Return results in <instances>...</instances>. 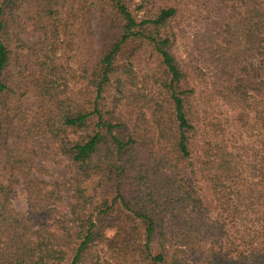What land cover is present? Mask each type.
Returning a JSON list of instances; mask_svg holds the SVG:
<instances>
[{"label": "trees", "instance_id": "trees-1", "mask_svg": "<svg viewBox=\"0 0 264 264\" xmlns=\"http://www.w3.org/2000/svg\"><path fill=\"white\" fill-rule=\"evenodd\" d=\"M0 264H264V0H0Z\"/></svg>", "mask_w": 264, "mask_h": 264}, {"label": "rangeland", "instance_id": "rangeland-1", "mask_svg": "<svg viewBox=\"0 0 264 264\" xmlns=\"http://www.w3.org/2000/svg\"><path fill=\"white\" fill-rule=\"evenodd\" d=\"M25 103L29 107L34 106L33 101L29 97L26 98ZM70 166V163L65 159H59L53 166L50 167V180L67 176L70 170ZM12 202L14 208L17 211L21 213H24L26 211V203L24 200V195L21 191H18L17 194L12 198ZM112 233V231H106V235H112Z\"/></svg>", "mask_w": 264, "mask_h": 264}]
</instances>
